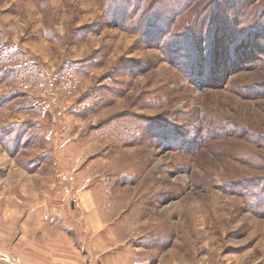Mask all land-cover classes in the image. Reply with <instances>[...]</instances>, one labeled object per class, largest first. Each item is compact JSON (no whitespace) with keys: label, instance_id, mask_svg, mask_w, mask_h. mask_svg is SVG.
<instances>
[{"label":"rangeland","instance_id":"rangeland-1","mask_svg":"<svg viewBox=\"0 0 264 264\" xmlns=\"http://www.w3.org/2000/svg\"><path fill=\"white\" fill-rule=\"evenodd\" d=\"M70 249L264 264V0H0V264Z\"/></svg>","mask_w":264,"mask_h":264},{"label":"crops","instance_id":"crops-1","mask_svg":"<svg viewBox=\"0 0 264 264\" xmlns=\"http://www.w3.org/2000/svg\"><path fill=\"white\" fill-rule=\"evenodd\" d=\"M44 231V230H43ZM69 252H67V253H70L71 254V252H72V249H70V250H68ZM74 253V252H73ZM72 253V254H73ZM71 254V257H70V259L68 260L69 262H70V264H79V263H77L76 262V259H74L73 257V255Z\"/></svg>","mask_w":264,"mask_h":264},{"label":"trees","instance_id":"trees-1","mask_svg":"<svg viewBox=\"0 0 264 264\" xmlns=\"http://www.w3.org/2000/svg\"><path fill=\"white\" fill-rule=\"evenodd\" d=\"M213 34H214V33H213ZM223 35H224V34H223ZM214 36H215V34H214ZM214 36H212V40H211V41H213ZM231 39H233V38L231 37Z\"/></svg>","mask_w":264,"mask_h":264}]
</instances>
